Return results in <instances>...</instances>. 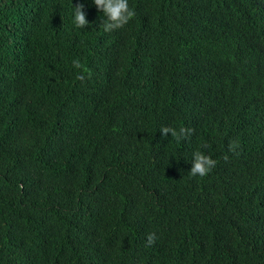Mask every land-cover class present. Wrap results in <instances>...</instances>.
Returning a JSON list of instances; mask_svg holds the SVG:
<instances>
[{"label": "trees", "instance_id": "obj_1", "mask_svg": "<svg viewBox=\"0 0 264 264\" xmlns=\"http://www.w3.org/2000/svg\"><path fill=\"white\" fill-rule=\"evenodd\" d=\"M237 6L261 21L264 0H129L134 16L106 32L92 0H0V264L206 261V249L179 246L194 245L180 243L188 225L165 222L176 215L166 182L180 184L182 154L198 148L240 187L221 239L242 242L264 213V52L236 61L264 34L206 27ZM171 7L174 22L156 36ZM164 125L191 133L161 136ZM142 213L154 243L111 247L107 232Z\"/></svg>", "mask_w": 264, "mask_h": 264}, {"label": "clouds", "instance_id": "obj_2", "mask_svg": "<svg viewBox=\"0 0 264 264\" xmlns=\"http://www.w3.org/2000/svg\"><path fill=\"white\" fill-rule=\"evenodd\" d=\"M92 3L104 14L103 30L106 32L124 26L135 14L129 7V0H92ZM83 9V3L77 2L75 6L72 4V20L78 28L89 24ZM253 14L254 12L245 7L223 8L220 15L206 27H216L226 36L234 35L239 26L261 29L264 34V12L260 15L259 23L250 20ZM172 22L174 16L171 7L161 14L156 36L162 28ZM245 47L238 55L237 67L240 63L248 66L251 59L256 57V53L264 52V36L263 39ZM159 62L157 67L161 64ZM72 65L79 68L80 61L73 59ZM78 78L83 79V75L78 74ZM159 130L161 136L170 134L176 139L186 138L191 133V129L181 127L177 130L168 125L161 126ZM182 161L184 176L180 181L181 185L169 180L166 182L168 188L165 189L172 198L165 206L176 214L165 220L166 225L173 222L178 225V229L188 225L192 231V234L180 243H194L193 247L188 248L181 244L179 246L185 250L209 251L208 259L200 264H236L242 255L245 264H264V213L259 215L257 222H253L247 233H238L242 239L241 243L221 239V234L230 233L226 228L227 208L228 204L239 196L240 187L221 181L223 163L220 157L207 149L198 148L183 153ZM151 230L153 228L148 226L147 216L143 213L140 219L123 217L114 230L107 232V242L120 251L141 250L146 243H154L155 233ZM209 234H215L212 240H207Z\"/></svg>", "mask_w": 264, "mask_h": 264}]
</instances>
